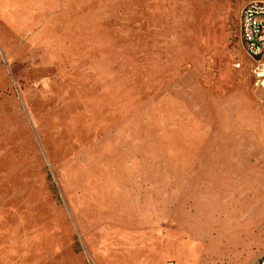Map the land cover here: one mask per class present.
I'll return each mask as SVG.
<instances>
[{
    "label": "rangeland",
    "instance_id": "obj_1",
    "mask_svg": "<svg viewBox=\"0 0 264 264\" xmlns=\"http://www.w3.org/2000/svg\"><path fill=\"white\" fill-rule=\"evenodd\" d=\"M250 0H0V264H264Z\"/></svg>",
    "mask_w": 264,
    "mask_h": 264
},
{
    "label": "built area",
    "instance_id": "obj_2",
    "mask_svg": "<svg viewBox=\"0 0 264 264\" xmlns=\"http://www.w3.org/2000/svg\"><path fill=\"white\" fill-rule=\"evenodd\" d=\"M240 36L251 61L253 84L264 91V0H250L244 5Z\"/></svg>",
    "mask_w": 264,
    "mask_h": 264
},
{
    "label": "crops",
    "instance_id": "obj_3",
    "mask_svg": "<svg viewBox=\"0 0 264 264\" xmlns=\"http://www.w3.org/2000/svg\"><path fill=\"white\" fill-rule=\"evenodd\" d=\"M252 83H253V81H252ZM254 85V84H253ZM259 89V88H258Z\"/></svg>",
    "mask_w": 264,
    "mask_h": 264
}]
</instances>
